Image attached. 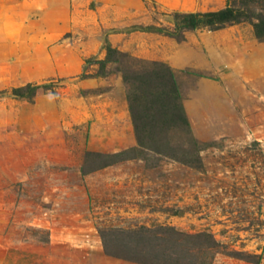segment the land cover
<instances>
[{
	"label": "rangeland",
	"instance_id": "obj_1",
	"mask_svg": "<svg viewBox=\"0 0 264 264\" xmlns=\"http://www.w3.org/2000/svg\"><path fill=\"white\" fill-rule=\"evenodd\" d=\"M229 1L0 0V264H264V42L156 31Z\"/></svg>",
	"mask_w": 264,
	"mask_h": 264
},
{
	"label": "trees",
	"instance_id": "obj_2",
	"mask_svg": "<svg viewBox=\"0 0 264 264\" xmlns=\"http://www.w3.org/2000/svg\"><path fill=\"white\" fill-rule=\"evenodd\" d=\"M264 0H231L226 5V7L217 12L208 13H188V14H175L173 17V27L171 31H164L162 29H157L158 33H164L167 36L180 39L182 32L185 30H196L198 28H207L210 31H217L225 28L226 26H231L234 24H240L243 22L249 23L253 28L254 36L264 42ZM112 51L107 49V56H110ZM107 57V62L109 61ZM163 66V65H160ZM166 81L168 83L170 95L174 97L175 101H178L179 95L174 80L173 74L166 69ZM123 80L130 84L133 91L131 97L129 96V105L131 102L144 101V96L141 93L144 87H150L151 83L146 80V78L132 79L124 76ZM164 80L163 76L156 75L154 80L157 87ZM135 83H138L137 85ZM139 85V86H138ZM13 95L16 97L23 98L22 89L13 90ZM132 112V109L130 108Z\"/></svg>",
	"mask_w": 264,
	"mask_h": 264
},
{
	"label": "crops",
	"instance_id": "obj_3",
	"mask_svg": "<svg viewBox=\"0 0 264 264\" xmlns=\"http://www.w3.org/2000/svg\"><path fill=\"white\" fill-rule=\"evenodd\" d=\"M238 47H243L247 49L248 59L247 61L254 65H263L264 66V43H259L255 38H248L246 40L239 39ZM226 61V60H224ZM227 62V61H226ZM224 62V66L229 67L227 63ZM171 69H178L182 66H187L189 64V60L182 58H172L168 61Z\"/></svg>",
	"mask_w": 264,
	"mask_h": 264
}]
</instances>
